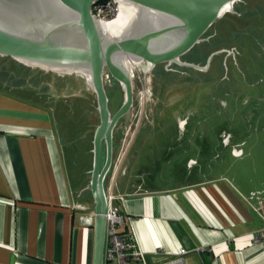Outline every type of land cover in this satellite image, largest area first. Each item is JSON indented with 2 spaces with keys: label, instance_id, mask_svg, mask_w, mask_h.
<instances>
[{
  "label": "water",
  "instance_id": "1",
  "mask_svg": "<svg viewBox=\"0 0 264 264\" xmlns=\"http://www.w3.org/2000/svg\"><path fill=\"white\" fill-rule=\"evenodd\" d=\"M0 0V89L50 108L73 207L226 177L264 217V0Z\"/></svg>",
  "mask_w": 264,
  "mask_h": 264
},
{
  "label": "crops",
  "instance_id": "2",
  "mask_svg": "<svg viewBox=\"0 0 264 264\" xmlns=\"http://www.w3.org/2000/svg\"><path fill=\"white\" fill-rule=\"evenodd\" d=\"M111 203L150 262L182 247L185 264H264V217L222 178ZM93 218L73 207L50 108L0 89V264H92Z\"/></svg>",
  "mask_w": 264,
  "mask_h": 264
},
{
  "label": "built area",
  "instance_id": "3",
  "mask_svg": "<svg viewBox=\"0 0 264 264\" xmlns=\"http://www.w3.org/2000/svg\"><path fill=\"white\" fill-rule=\"evenodd\" d=\"M110 2V0H100L95 7H102ZM92 15L94 17L95 14L92 12ZM112 197V193L107 194V208L104 213L105 243L103 264H185L183 255L186 249L182 247L172 256L160 261L150 262L146 252L137 245L133 232L124 229L130 216L112 205ZM263 236L264 227L256 232L253 240H259ZM154 253L166 254L167 252L162 246H156Z\"/></svg>",
  "mask_w": 264,
  "mask_h": 264
},
{
  "label": "rangeland",
  "instance_id": "4",
  "mask_svg": "<svg viewBox=\"0 0 264 264\" xmlns=\"http://www.w3.org/2000/svg\"><path fill=\"white\" fill-rule=\"evenodd\" d=\"M110 1H111L110 3H108L102 7H99V6L95 7L97 5V3L99 2L98 1L94 6L91 7V10L95 14L94 17L96 19L109 20V19L115 17L114 14H116L117 4L113 0H110ZM220 178H222L223 181L230 182L226 177H220Z\"/></svg>",
  "mask_w": 264,
  "mask_h": 264
},
{
  "label": "bare ground",
  "instance_id": "5",
  "mask_svg": "<svg viewBox=\"0 0 264 264\" xmlns=\"http://www.w3.org/2000/svg\"><path fill=\"white\" fill-rule=\"evenodd\" d=\"M116 4H117V1H114ZM118 11V9L116 8V12ZM115 17H116V14H114ZM95 18V17H94ZM96 19V18H95ZM105 20V19H104Z\"/></svg>",
  "mask_w": 264,
  "mask_h": 264
}]
</instances>
